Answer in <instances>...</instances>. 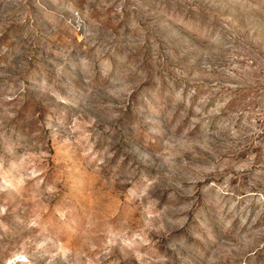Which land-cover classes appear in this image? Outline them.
<instances>
[{"label": "rangeland", "instance_id": "374dc122", "mask_svg": "<svg viewBox=\"0 0 264 264\" xmlns=\"http://www.w3.org/2000/svg\"><path fill=\"white\" fill-rule=\"evenodd\" d=\"M0 264H264V0H0Z\"/></svg>", "mask_w": 264, "mask_h": 264}]
</instances>
